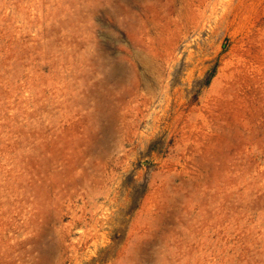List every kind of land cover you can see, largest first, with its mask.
I'll use <instances>...</instances> for the list:
<instances>
[{
    "label": "rangeland",
    "instance_id": "rangeland-1",
    "mask_svg": "<svg viewBox=\"0 0 264 264\" xmlns=\"http://www.w3.org/2000/svg\"><path fill=\"white\" fill-rule=\"evenodd\" d=\"M0 264H264V0H0Z\"/></svg>",
    "mask_w": 264,
    "mask_h": 264
}]
</instances>
